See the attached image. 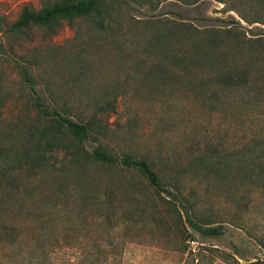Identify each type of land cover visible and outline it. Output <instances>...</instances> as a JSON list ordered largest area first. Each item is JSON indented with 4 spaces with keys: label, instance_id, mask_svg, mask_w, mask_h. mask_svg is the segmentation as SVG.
I'll list each match as a JSON object with an SVG mask.
<instances>
[{
    "label": "rangeland",
    "instance_id": "obj_1",
    "mask_svg": "<svg viewBox=\"0 0 264 264\" xmlns=\"http://www.w3.org/2000/svg\"><path fill=\"white\" fill-rule=\"evenodd\" d=\"M63 1L0 0V264L264 260V190L239 168L264 159V0H99L7 30ZM96 148L145 159L177 201Z\"/></svg>",
    "mask_w": 264,
    "mask_h": 264
},
{
    "label": "trees",
    "instance_id": "obj_2",
    "mask_svg": "<svg viewBox=\"0 0 264 264\" xmlns=\"http://www.w3.org/2000/svg\"><path fill=\"white\" fill-rule=\"evenodd\" d=\"M99 0H82V1H63L56 2L45 8L34 10L29 7H23L17 20L12 23L7 29L11 33H18L24 29L31 27H40L52 29L60 19H72L74 17H82L92 14L98 7ZM4 31L3 23L0 19V33ZM39 100V98H37ZM42 112L47 115L55 117L61 127H65L75 133L79 139H85L89 135V127L85 124H80L63 116L58 110L44 107ZM258 150V149H257ZM260 149L258 153L263 154ZM91 157L94 162L102 165L112 166L120 164L128 169H137L145 175L148 183L158 192L165 193L174 201H177V196L168 191L162 184L159 175L151 168L150 164L145 159H137L129 156L116 158L106 154L101 149L96 148L92 151ZM262 155L253 154L248 162L250 165H239L240 170L244 171V175L255 180L258 184L257 188L264 190V159ZM240 162V161H239ZM238 164V162H235ZM182 214L184 215V222L193 230L197 231L202 236H220L222 234L221 226H202L196 223L191 216V208L183 204L180 205ZM181 217V216H180ZM235 264H240L235 261ZM246 264H264V260H256Z\"/></svg>",
    "mask_w": 264,
    "mask_h": 264
}]
</instances>
